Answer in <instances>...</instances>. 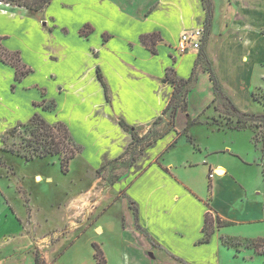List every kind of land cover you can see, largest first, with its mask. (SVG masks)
Instances as JSON below:
<instances>
[{
	"label": "crops",
	"instance_id": "crops-1",
	"mask_svg": "<svg viewBox=\"0 0 264 264\" xmlns=\"http://www.w3.org/2000/svg\"><path fill=\"white\" fill-rule=\"evenodd\" d=\"M63 3L68 6V0H52L44 9L48 17H54L50 20L52 24L44 25L50 36L56 34L67 38L73 35L72 28L60 22L56 11L48 8L55 10L58 5L67 8ZM104 4L107 5L105 0H95V3L88 2L87 7L92 5L97 14L110 20L111 25L105 29L100 30L97 21L90 20L77 26L79 29L71 47L65 41L56 49L43 46L34 49L43 54L48 63L64 68L67 83L59 85L58 95L65 102L72 100V106L80 111L82 126L92 136L95 134L96 146L101 144L89 155L91 158L86 159L90 168L98 170L122 155L133 140V131L140 130L143 136L151 127L164 121L155 124L158 118L165 119L164 111L174 92L168 78L169 70L183 79L194 76L191 88H199L205 79L208 83L211 95L207 100L204 97L198 115H192L195 116L193 122L199 123L205 110L217 98L207 63L213 67L224 93L235 107L251 112L257 110L254 109L256 104H261L254 99V94L264 91V0H212L213 16L203 46L199 51L186 54H179L177 44L185 30L206 26L207 10L203 0H124V4L113 3L112 12L105 9ZM41 17L42 14L39 16L26 8L0 2L2 45L10 51H19L22 62L33 70L17 81L16 68L0 59V80L6 82L3 88L9 96L23 93L26 87L22 88L21 84L36 72L29 64L27 49L17 44L25 40V22L33 20L39 29ZM152 32H158L162 37L156 52L141 41L142 35ZM95 33H102V39L94 40ZM202 52L204 57H201ZM52 78L57 79L58 75L54 73ZM103 82L108 88V97ZM1 86L0 83V103L7 107L14 104L12 98L6 99ZM28 89L38 90L33 98L32 112L26 121L17 119L9 125L7 131L29 121L35 114H40L49 123L63 121L52 115L58 114L59 101L42 99L48 94L46 87L35 84ZM50 102H54L55 107L44 109V104ZM188 111L189 105L184 112ZM181 112H177L175 127L148 147L124 177L111 187L112 191L118 187V192L113 194L115 198L111 204L106 208L102 206L96 220L97 230L102 234L116 233L119 239L117 246L110 250L102 244L107 264H219L222 248L229 247L223 243V238L230 237L217 223L210 240L203 241L206 213L212 211L215 220L221 217L224 221L238 222L233 220L231 188L237 187L243 195L245 188L229 174L228 167L214 161L210 153L205 159L199 156L182 159L181 163L165 161V154L179 142L165 139L172 133L178 136L182 131L176 123ZM2 120L0 116V122ZM121 120L131 129L126 130ZM63 122L73 135L72 122ZM5 134L1 135V140ZM188 141L193 149L201 150L196 140ZM99 157H102L100 165L96 163ZM199 166L204 172V180H207L206 175L215 172L211 179L208 176L210 192L206 188L199 190L184 176L182 169L192 170ZM218 168H224L225 173L219 174ZM37 180L41 181L42 176L37 175ZM1 191L0 187V199L3 200ZM117 200L122 202L123 210L115 214L117 217L105 219ZM242 249L251 250L252 259H264L247 246ZM91 263L98 264L95 254Z\"/></svg>",
	"mask_w": 264,
	"mask_h": 264
},
{
	"label": "rangeland",
	"instance_id": "rangeland-1",
	"mask_svg": "<svg viewBox=\"0 0 264 264\" xmlns=\"http://www.w3.org/2000/svg\"><path fill=\"white\" fill-rule=\"evenodd\" d=\"M117 1L124 4V0H105L107 5L104 4V8L112 12V4ZM88 2L95 3V0H68V6L63 3L67 8L58 5L55 10L54 7H48L52 12L56 11L60 22L72 28L71 37L56 34L50 36L44 25L52 24L50 20L54 17H48L45 10L38 12L39 16L42 14L41 22L38 20L39 29L34 26L33 20L26 21L25 40L17 45L27 49L29 64H32L36 72L21 84L22 88H26L17 95L9 96L3 88L6 82L2 78L0 80L6 99L12 98L15 102L8 107L0 103V116L3 118L0 122V187L3 199H0V264H87V261L92 264L94 243L101 249L105 245L110 250L119 242L116 233L102 234L101 230H97L96 220L101 214L102 206L106 208L115 198L113 194L119 188L114 187L112 191L111 180L115 174L127 173L125 162L129 158L121 159L102 172L87 166L86 159L91 158L89 155L95 153L101 144L96 146L95 134L92 136L82 126L80 111L72 106V100L65 102L58 95L59 85L67 83L64 68L48 63L43 54L34 51L39 46L49 50L56 49L63 46L65 41L71 47L75 32L79 29L77 26L84 25L87 21H97L100 30L111 25L110 20L97 14L92 5L87 7ZM101 34L95 33L92 38L101 40ZM54 73L58 75L57 79L52 78ZM35 84L48 89V94L42 99L55 98L57 103L59 101L58 114L54 112L52 115L58 120L71 121L76 142L84 147L82 153L71 161L68 171H64L58 157L27 161L20 155L3 150L1 135L17 119L26 121L32 112L33 98H36L38 90L28 87ZM207 84L205 79L201 81L199 88L190 89L189 111L181 112L176 121L178 129L182 131L178 136L172 133L165 139L179 142L164 158L165 161L181 163L182 159L199 156L205 159L210 153L214 161L228 167L229 174L244 186L245 194H240L237 187L231 188L234 196L233 220L238 222H231L232 224L222 226V229L230 238H237L235 241L240 246L237 248L242 249L246 248L249 239L264 237V133L255 127L256 121L239 123L233 103L220 96L205 110L199 123L193 122L192 118L198 115L204 97L207 100L211 95ZM258 95L264 102V94ZM179 98L182 100L183 95ZM255 106L254 109L257 110L249 112L250 114H264V105ZM30 120L24 124L29 125ZM169 121L170 116L166 115L164 121L155 128L162 130ZM137 132L142 136L140 130ZM25 135V130L21 128L19 134L14 138L10 137L7 143L24 152H32V149L21 142ZM188 140H196L201 150L193 149ZM101 161L102 157H99L96 163L100 165ZM182 170L195 187L204 191L206 188L210 192L209 180L215 172L206 175L207 180H204L205 175L200 166ZM37 175L42 176L41 181L37 180ZM120 200L105 215V219L117 217L115 214L123 210V201ZM17 215L21 217L19 220ZM213 217L216 219L215 215ZM252 253L249 249L239 251L233 246H224L220 252L219 264H264V259H252Z\"/></svg>",
	"mask_w": 264,
	"mask_h": 264
},
{
	"label": "trees",
	"instance_id": "trees-1",
	"mask_svg": "<svg viewBox=\"0 0 264 264\" xmlns=\"http://www.w3.org/2000/svg\"><path fill=\"white\" fill-rule=\"evenodd\" d=\"M203 1L207 10V19L205 26L207 34L213 16V4L212 0ZM0 2L16 7L26 8L31 13H38L49 6L52 0H0ZM82 33L85 32L82 31ZM161 40L162 37L158 32H152L141 36L142 43L145 46L149 47L153 52H156V45ZM1 41L2 38L0 37V59L13 65L16 68L15 79L17 81L23 79V77L33 71L32 68L22 62L19 51L8 50L2 45ZM204 56V52H202L201 57ZM207 70L209 71L211 80L213 82L215 96L229 99L224 93L216 76V73L210 63H207ZM99 77L102 79V76L100 74ZM168 78L174 86V92L171 101L164 111V115L170 116V121L167 123V127L162 130H157L155 126H153L151 127L149 133L145 136H140L137 131H133V140L131 141L128 149L114 161L102 165L98 169V172H102L104 169L114 166L115 163L126 157H128L129 159L125 162V168L129 170L148 147L152 146L157 140L164 137L175 127V118L177 112L179 110L186 111L188 108V94L191 89V84L194 80V76L190 77L189 79H183L177 77L176 75H173L172 70H169ZM104 86L108 97V88L105 83ZM259 93L264 94V91H260L254 94V99L264 105V102L261 101L258 95ZM181 94L183 95L182 100L179 98ZM53 107H55L54 102L44 104V109H52ZM235 110L237 121L239 123L244 124L256 121L255 127L259 128L264 133V114L253 115L249 112L241 111L237 107H235ZM163 120L164 117H160L156 120L155 124ZM121 124L126 130L131 129V126L128 125V123H126L124 120H121ZM21 128H23L26 133V135L23 136L21 142L25 147L32 149V152H24L21 149L15 146H10L7 143V140L10 137L14 138L19 134ZM2 142L4 143L3 150L5 152L9 151L10 153L20 155L27 161L34 160L36 158L58 157L61 161L64 171L69 170L71 161L75 159L78 154H81L83 150V147L77 144V142L74 140L71 130L66 123L62 121L49 123L40 114H35L31 118L29 125L22 123L8 130L7 133L3 136ZM125 174L126 173L115 174V176L111 180V184L119 181L124 177ZM209 187L211 188V184L209 185ZM215 223H217V226L220 227L232 224L231 222L222 220L221 217H218L217 220H215L213 217V212L208 211L206 213L204 226L205 237L203 241L206 242L210 240L214 232ZM235 239L237 238H223V243L229 246H234L236 248L240 247L237 245ZM248 242L249 243L247 247L255 250L259 255L264 256V237L249 239ZM94 247L97 263L107 264V260L103 253V250L96 243H94ZM237 250L240 249L237 248Z\"/></svg>",
	"mask_w": 264,
	"mask_h": 264
},
{
	"label": "built area",
	"instance_id": "built-area-1",
	"mask_svg": "<svg viewBox=\"0 0 264 264\" xmlns=\"http://www.w3.org/2000/svg\"><path fill=\"white\" fill-rule=\"evenodd\" d=\"M205 36L206 28L203 26L185 30L178 41L177 51L179 54H186L201 50Z\"/></svg>",
	"mask_w": 264,
	"mask_h": 264
},
{
	"label": "bare ground",
	"instance_id": "bare-ground-1",
	"mask_svg": "<svg viewBox=\"0 0 264 264\" xmlns=\"http://www.w3.org/2000/svg\"><path fill=\"white\" fill-rule=\"evenodd\" d=\"M217 172H218L219 174H224V173H225V169H224V168H218V169H217Z\"/></svg>",
	"mask_w": 264,
	"mask_h": 264
}]
</instances>
